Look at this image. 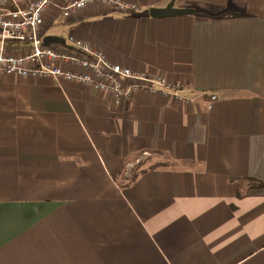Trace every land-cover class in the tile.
<instances>
[{"label":"crops","instance_id":"0c3cea01","mask_svg":"<svg viewBox=\"0 0 264 264\" xmlns=\"http://www.w3.org/2000/svg\"><path fill=\"white\" fill-rule=\"evenodd\" d=\"M126 1L50 5L42 38L194 101L0 73V264H264V0ZM170 2L194 12L150 15ZM144 151L163 165L123 176Z\"/></svg>","mask_w":264,"mask_h":264},{"label":"built area","instance_id":"2783aa9c","mask_svg":"<svg viewBox=\"0 0 264 264\" xmlns=\"http://www.w3.org/2000/svg\"><path fill=\"white\" fill-rule=\"evenodd\" d=\"M61 2V3H60ZM9 3L13 5L9 7ZM92 3H100L108 9L138 11L139 7L126 0H32L20 5L17 0H0V73L18 76H49L84 84L96 91L109 94L114 105L127 101L138 90L171 95L185 104L192 103L180 93L184 84L163 78L147 77L128 66L112 63L98 50L69 36L65 46L43 44L42 30L47 27L44 14L50 5L61 10L63 19L73 10ZM9 42H18L12 47ZM217 94L210 92L206 108H212Z\"/></svg>","mask_w":264,"mask_h":264},{"label":"water","instance_id":"95a60500","mask_svg":"<svg viewBox=\"0 0 264 264\" xmlns=\"http://www.w3.org/2000/svg\"><path fill=\"white\" fill-rule=\"evenodd\" d=\"M194 11L191 9L186 8H175L173 7V2H170L166 7L164 8H150L149 13L153 17H165L169 15H186L193 13ZM51 42L54 43H63L64 39L58 36H46L43 38V44L47 45Z\"/></svg>","mask_w":264,"mask_h":264},{"label":"rangeland","instance_id":"374dc122","mask_svg":"<svg viewBox=\"0 0 264 264\" xmlns=\"http://www.w3.org/2000/svg\"><path fill=\"white\" fill-rule=\"evenodd\" d=\"M133 71H135V70H133ZM152 156H153L152 152H148V151L141 152L138 155V158L136 159L137 162H132V163L127 165V169L124 171L123 176H128L131 179L133 176V174H131L133 167L138 166L142 170V169L154 168V167L163 165L161 162H155L154 161L155 157H152ZM151 159H153V160H151ZM252 185H255V184H252ZM246 190H248V189H246Z\"/></svg>","mask_w":264,"mask_h":264},{"label":"trees","instance_id":"16d2710c","mask_svg":"<svg viewBox=\"0 0 264 264\" xmlns=\"http://www.w3.org/2000/svg\"><path fill=\"white\" fill-rule=\"evenodd\" d=\"M8 45H10V46H12L14 48L21 46L20 43H18V42H9ZM148 169H152V168H148ZM145 170H147V169H145ZM252 180H254V179H252ZM257 182H258V184H255V186L258 187V188H262L263 187V183L260 182V181H257Z\"/></svg>","mask_w":264,"mask_h":264}]
</instances>
